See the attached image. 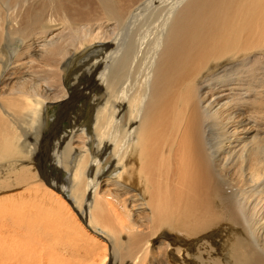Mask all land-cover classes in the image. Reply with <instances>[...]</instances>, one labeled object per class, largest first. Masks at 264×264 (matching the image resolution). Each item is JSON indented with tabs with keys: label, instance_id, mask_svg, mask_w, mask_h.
I'll return each mask as SVG.
<instances>
[{
	"label": "bare ground",
	"instance_id": "1",
	"mask_svg": "<svg viewBox=\"0 0 264 264\" xmlns=\"http://www.w3.org/2000/svg\"><path fill=\"white\" fill-rule=\"evenodd\" d=\"M0 264H264V0H0Z\"/></svg>",
	"mask_w": 264,
	"mask_h": 264
},
{
	"label": "rangeland",
	"instance_id": "2",
	"mask_svg": "<svg viewBox=\"0 0 264 264\" xmlns=\"http://www.w3.org/2000/svg\"><path fill=\"white\" fill-rule=\"evenodd\" d=\"M55 109H53V108L49 109V113H48L49 119H54L56 117V110L57 109L56 110ZM87 123H88V120L85 121V124H87ZM63 124H65V123H60V125H63ZM255 128H257V127L251 126L249 128L250 130L248 129V131H252ZM47 165L50 166L49 164H47ZM44 166L48 167V166H46V163H44ZM53 172L56 173V172H60V171H58L57 169H54ZM66 175H67V173H65L64 176H66ZM39 182H42V180L39 179ZM66 195H67V193H66ZM19 203H20V205H22L21 201H19ZM24 209H25V212H21L19 210H15V209L14 210L12 209V212L13 213L15 212V214H17V216L20 218V221H22V218H26L27 215L32 216L33 217V223H35L34 229H38L39 225L41 224V220H42L41 214H40V209H38V208H34L32 210H30L28 208H24Z\"/></svg>",
	"mask_w": 264,
	"mask_h": 264
}]
</instances>
